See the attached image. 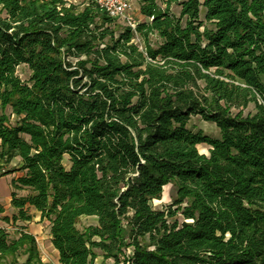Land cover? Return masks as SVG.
Wrapping results in <instances>:
<instances>
[{
  "label": "trees",
  "instance_id": "16d2710c",
  "mask_svg": "<svg viewBox=\"0 0 264 264\" xmlns=\"http://www.w3.org/2000/svg\"><path fill=\"white\" fill-rule=\"evenodd\" d=\"M137 3L132 31L90 2L0 0V176L23 173L0 264H46L36 216L58 264H264V0Z\"/></svg>",
  "mask_w": 264,
  "mask_h": 264
},
{
  "label": "rangeland",
  "instance_id": "374dc122",
  "mask_svg": "<svg viewBox=\"0 0 264 264\" xmlns=\"http://www.w3.org/2000/svg\"><path fill=\"white\" fill-rule=\"evenodd\" d=\"M72 4L78 5L81 7L83 4L88 3V0H69ZM132 5V18L136 21L139 20V6L137 3V0H130ZM172 11L176 14L178 13V8L173 7ZM120 26H122L120 23H118ZM17 74L19 77L26 81L29 78V71L26 67L21 66L19 67ZM254 109L252 106H250L247 110L244 111V115L248 113H253ZM189 128L193 131L200 130L205 135L210 136L212 138H219V131L217 127L212 124L205 122L201 120L199 117H193L190 120ZM199 153L201 154H207L208 153V147L205 145H200L197 147ZM19 164V159L15 158L11 161L8 165H3L4 170H10V174L8 175H1L0 176V205L4 208L5 212L2 216H0V227L5 228L7 232L9 233V236L11 238L16 236L17 230L13 228L12 226H7L2 222L3 216L11 217L14 211L10 207V196L12 192L11 182L13 179H16L20 177L23 173L19 170H17ZM2 164H0L1 166ZM16 170V171H15ZM26 192L20 191L17 192L18 196H24ZM175 196V186L173 184H169L164 187L163 193L160 200H154L151 205L153 209L159 210L163 209L164 207L170 205L172 203V200ZM23 223H17V226H22ZM96 225V219L93 217H83L78 220L77 228L80 231L85 230L89 226H95ZM27 227V231L35 237L37 246L40 252L41 259L46 264H58L57 260V253L53 249L51 243H50V233H49V225L46 221H40V219L36 216L35 219L29 223L25 224ZM96 259L95 264H113L111 260H103L101 253L99 251H95ZM20 262L23 261L21 258L19 260Z\"/></svg>",
  "mask_w": 264,
  "mask_h": 264
},
{
  "label": "built area",
  "instance_id": "2783aa9c",
  "mask_svg": "<svg viewBox=\"0 0 264 264\" xmlns=\"http://www.w3.org/2000/svg\"><path fill=\"white\" fill-rule=\"evenodd\" d=\"M71 3L69 0H66ZM90 3L104 11L109 17L117 20L122 26L135 30L136 20L132 18V5L130 0H88ZM88 2V3H89Z\"/></svg>",
  "mask_w": 264,
  "mask_h": 264
},
{
  "label": "crops",
  "instance_id": "0c3cea01",
  "mask_svg": "<svg viewBox=\"0 0 264 264\" xmlns=\"http://www.w3.org/2000/svg\"><path fill=\"white\" fill-rule=\"evenodd\" d=\"M139 20L142 21L143 20V17L141 15H139ZM57 253V252H56ZM58 258V256H57Z\"/></svg>",
  "mask_w": 264,
  "mask_h": 264
}]
</instances>
